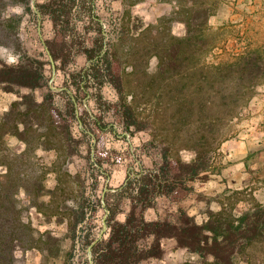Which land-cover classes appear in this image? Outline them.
<instances>
[{
  "label": "rangeland",
  "instance_id": "374dc122",
  "mask_svg": "<svg viewBox=\"0 0 264 264\" xmlns=\"http://www.w3.org/2000/svg\"><path fill=\"white\" fill-rule=\"evenodd\" d=\"M44 1L0 0V65L26 58L42 62L46 80L43 88L35 91L36 100H41L48 87L55 92L63 90L64 72L86 64L80 53L65 70H57L61 63L55 62L51 88L52 66L43 42L53 38L52 25L47 17L40 16V36L33 10L36 2ZM97 5L105 41L114 43L122 62L127 100L145 127L127 132L114 115L104 117L107 128L102 149L106 160L101 174L90 163V141L75 131L83 128L82 122L76 123L72 142L48 137L40 125L33 127L25 139L10 134L0 139V182H16L20 191L4 220L0 217V232L18 239L12 250L15 264H90L93 253L90 256L88 248L102 233L103 218L107 224L110 216L105 197L116 211L114 220L124 221L130 210L129 198L113 194L139 172L161 164L165 153L174 163H188L195 158L196 147L210 149L208 177L184 182L168 196H157L144 211L147 220L174 221L183 209L201 222L208 209L217 211L224 206L229 210L235 205L234 211L240 214L264 205V77L254 90H245L232 116L227 110L231 106L229 96L238 88L234 76L219 82L217 73L210 70V66L233 62L252 51L264 55V0H98ZM201 6L210 8L211 15L203 30L194 32L196 39L201 36L197 42L203 39L199 45L194 44V59L183 67L185 70L165 78L156 76V49L171 37L185 36L190 13ZM123 28L128 31L126 36H121ZM201 66H209L206 74L212 76L213 84L205 81ZM184 71L188 72L186 77ZM27 91L16 86L13 92H6L0 85V123L6 113L26 108L21 95ZM103 94L107 100L117 101L111 86H105ZM200 94L211 97L206 108L213 114L218 109L223 111L218 119L211 118L208 133L196 114L180 122L172 116L184 95L193 96L196 107ZM84 105L92 117L101 114L93 100ZM207 122L204 124L208 128ZM5 170L10 173L4 178ZM81 206L84 219L76 222L73 211ZM69 224L75 225L74 235ZM46 232L63 240L55 256L48 257L39 250L38 239ZM107 232L108 224L102 237ZM162 244L163 256L142 264H213L210 258L201 261L177 247L172 239H164ZM249 253L252 257L248 264H264V240Z\"/></svg>",
  "mask_w": 264,
  "mask_h": 264
},
{
  "label": "trees",
  "instance_id": "16d2710c",
  "mask_svg": "<svg viewBox=\"0 0 264 264\" xmlns=\"http://www.w3.org/2000/svg\"><path fill=\"white\" fill-rule=\"evenodd\" d=\"M97 2L98 0H45L35 3L41 16L47 17L52 25L54 36L43 44L49 49L54 61L61 63L57 70H65L78 53L84 55L86 64L77 70L64 72L63 90L55 92L48 87L41 100H36L35 91L43 88L46 80L44 64L28 58L13 64L1 63L0 85L4 91L13 92L16 86L28 91L21 95V104L24 103L26 108L21 112L6 113V119L0 123V139L9 134L25 139L33 127L40 125L47 130L48 137L72 142L75 125L82 122L83 128H75V131L90 141L89 160L101 174L106 160L102 149V135L107 128L104 117L108 114L114 115L127 132H132L133 129L142 130L145 125L139 120L134 106L127 100L122 62L114 43L105 41V30L99 20ZM210 15V8L206 6L195 8L187 20L185 36L171 37L164 41L161 48L154 46L158 48L155 52L158 59L156 76L165 78L167 74L172 75L187 69L183 67L194 59L193 47L201 38L200 36L196 39L194 32L203 30ZM91 31L94 33L92 36L89 35ZM121 32V36H126L128 31L123 28ZM201 42L203 39L197 42L198 45ZM208 68L209 66H201L199 71L207 83L213 84L212 76L206 74ZM210 70L217 73L219 82L234 76L233 82L238 88L229 96L231 106L227 110L233 116L241 105L245 92L254 90L261 84L264 77V55L259 51H252L233 62L210 66ZM187 73L184 71L183 77ZM105 86H111L116 91V102L104 97ZM220 88L221 86L217 90L219 94ZM201 89L199 87L198 90ZM197 97L199 103L194 107L193 96L184 95L172 111V116L176 122H180L196 114L203 121L202 129L208 133L212 128L211 118L218 119L223 111L218 109L213 114L206 108L211 97L206 94ZM221 97L225 98L226 95ZM90 99L101 113L99 116L92 117L85 108V102ZM205 122L209 123L208 128ZM195 150V158L188 163H174L165 153L162 163L154 169L139 172L137 176L128 179L113 194L129 198L130 210L124 221L114 220L116 211L111 206L112 202L105 197V204L110 212L107 219L108 232L92 246V264H142L150 258H161L164 254V239L174 240L177 247L197 255L204 262L209 258L213 264L251 262L252 254L249 249L264 240V205H257L240 214L234 211L235 205L229 210L224 206L217 211L208 209L201 222H197L183 209H179L178 217L174 221H149L145 218L144 211L152 206L157 196L170 195L184 182L196 181L201 177L207 179V159L211 150L197 147ZM8 173L10 170H5L2 176L5 178ZM16 186V182H0L2 219L9 213L17 192H20ZM73 213L76 222L84 219L82 206ZM68 229L74 235L75 225L69 224ZM16 240L18 239L13 234L5 235L0 232V264H15L12 250ZM62 242L63 240L46 232L40 235L38 247L42 253L51 257L60 252Z\"/></svg>",
  "mask_w": 264,
  "mask_h": 264
},
{
  "label": "water",
  "instance_id": "95a60500",
  "mask_svg": "<svg viewBox=\"0 0 264 264\" xmlns=\"http://www.w3.org/2000/svg\"><path fill=\"white\" fill-rule=\"evenodd\" d=\"M33 1H34V0H33ZM33 10H34V12L37 14V16H38V22H39L38 30H39V34H40V36H41V28H40V16H41V14H40V12L38 11V9H37L36 6H33ZM46 51H47V54H48V57H49V61H50L51 66H52V72H53V75H52V78H51V80H50V85H51V88H53V86H52V82H53V78H54L55 73H56V64H55V61H54L53 56L51 55V53H50V51H49V49H48L47 47H46ZM103 204H104V203H103ZM106 228H107L106 217H104V218H103V231H102V233L100 234V236H99V238H98L97 240H99V239L102 237L103 232L106 230ZM97 240H96V241H97ZM94 243H95V242H93V243L89 246V248H88V253H89L90 256H91V253H92V246L94 245ZM90 264H92V261H90Z\"/></svg>",
  "mask_w": 264,
  "mask_h": 264
}]
</instances>
